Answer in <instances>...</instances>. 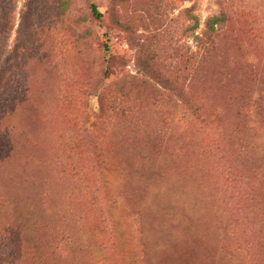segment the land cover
Wrapping results in <instances>:
<instances>
[{
	"label": "rangeland",
	"instance_id": "374dc122",
	"mask_svg": "<svg viewBox=\"0 0 264 264\" xmlns=\"http://www.w3.org/2000/svg\"><path fill=\"white\" fill-rule=\"evenodd\" d=\"M0 264H264V0H0Z\"/></svg>",
	"mask_w": 264,
	"mask_h": 264
},
{
	"label": "trees",
	"instance_id": "16d2710c",
	"mask_svg": "<svg viewBox=\"0 0 264 264\" xmlns=\"http://www.w3.org/2000/svg\"><path fill=\"white\" fill-rule=\"evenodd\" d=\"M91 12H92L93 16H95L97 18L101 17V14L98 12V10H97L95 5L91 6Z\"/></svg>",
	"mask_w": 264,
	"mask_h": 264
}]
</instances>
